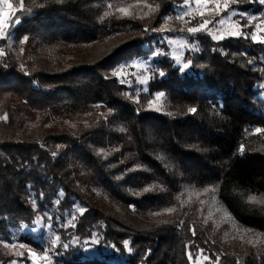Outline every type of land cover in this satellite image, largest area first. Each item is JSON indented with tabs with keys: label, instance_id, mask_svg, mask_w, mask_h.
<instances>
[{
	"label": "trees",
	"instance_id": "obj_1",
	"mask_svg": "<svg viewBox=\"0 0 264 264\" xmlns=\"http://www.w3.org/2000/svg\"><path fill=\"white\" fill-rule=\"evenodd\" d=\"M182 3L25 0L31 15L15 13L23 22L6 29L10 40H29L23 53L0 41V117H8L0 119V240L26 247L21 255L0 244V264H31L28 249L43 255L53 234L69 247L52 248L51 261L39 264H195L197 256L200 264H264V206L247 203L250 194L264 198V133H255L264 128V45L188 34L202 20L175 19ZM129 5L130 17L115 11ZM232 10L258 17L253 26L264 15L258 0H238L222 15ZM167 16L175 31H144ZM166 37L191 42L189 69L176 66ZM156 48L168 55L148 61L147 85L136 82L132 73H145L135 67L124 69V84L111 75ZM160 91L156 111L148 101ZM148 185L157 187L133 194ZM210 186L216 191L205 193Z\"/></svg>",
	"mask_w": 264,
	"mask_h": 264
},
{
	"label": "snow or ice",
	"instance_id": "obj_2",
	"mask_svg": "<svg viewBox=\"0 0 264 264\" xmlns=\"http://www.w3.org/2000/svg\"><path fill=\"white\" fill-rule=\"evenodd\" d=\"M140 2H141V0H137V3H140ZM237 2H238V0H183V4L180 5V7L183 9H186V10L177 14L175 16V19L183 20L185 22V24L190 23V21L185 20V17L192 16V9L190 7L191 3H194L197 6L202 5L204 7V9H206L209 13L213 14V17H216V16L222 17V18L215 21L216 31L214 32L211 29H209V25L213 23V20L205 18V19H202V22H200L198 25L187 27L186 32L188 34H196V33H200V32H205L206 34L210 35L213 40H224L226 38H245V39L250 38L254 43L264 45V36L259 35V33L264 32V20H261L260 23H256L253 26L252 22L256 21L258 19V17H256L255 15H248L247 13H243V12L237 13L235 10H232L231 12H229V14L227 16L222 15L224 12L229 11V7L231 4H235ZM258 2L262 5H264V0H258ZM0 4L5 5L7 8V11L0 12V41L7 42L10 39H12V35H11V32L6 31V29L14 28L15 26H18L19 24H21L23 22L21 17L15 16V13L21 12V13H27L28 15H31L32 9L27 8L25 6V0H20L19 8H15L13 6V4L11 3V0H0ZM210 5L212 7H209ZM112 7H113L112 4H108L109 9H111ZM131 7H132V5H129L128 7H118L115 11L123 14V16H125V17H130L132 15V13L129 11V8H131ZM146 7H148L150 11L153 10V6L151 4H146ZM157 7H158V5H157ZM197 11L199 12V16L201 18H203L205 16V11L199 10V7L197 8ZM107 15H109L108 12L105 13V16H107ZM145 15H147V13H145ZM237 15L247 16V22L241 23L238 20H234L233 17H235ZM14 16H15V18L13 19ZM172 19H173V17L167 16L164 18V25L165 26H161L160 28H152V29L145 28L144 31H153V32H160V33H163L166 31H169V32L175 31V29L166 27L167 22L169 20H172ZM249 27H254V31L251 33L245 32L244 29L249 28ZM179 31L184 32L185 28H181V29H179ZM28 40H29V37L27 35H24L22 38L19 39V43L24 44ZM178 41L180 43V47H183V48L193 47V45L191 44V42L189 40L183 39V38L166 37V38L161 40V43L167 42L168 44L172 45V44L178 43ZM20 51H21V53H23L24 49L21 48ZM5 55H7V53L5 52L4 48L0 47V57H3ZM167 55H168V52H166L163 48H156L150 53L148 60L134 61L132 65H123L120 67V69L113 71L111 73V75L121 77L119 82L121 84H124V83H126L125 76L127 75L124 72V69L129 67V66L138 67V68L142 69L145 74L144 75H137L136 73H132V75L136 77L137 83H139L141 85H147L152 77L147 75L146 73L153 72L152 66L148 61L151 60L152 58H155V57L167 56ZM173 59L178 64H180L179 70L181 72H184L185 70L189 69L193 64V61L191 59H187L185 61L180 56H175V57H173ZM249 63H252V61L250 60ZM5 67H7L6 64H5ZM21 67L23 68V65H21ZM153 74H155V73H153ZM158 75L162 77L165 75V73L161 70L158 72ZM106 78H108V77H106ZM143 91L146 92V91H148V89L144 88ZM124 95L129 96L128 93H124ZM165 95H166V93H164L162 91L156 92L154 94L155 98L148 101L149 106L151 107V106L155 105L158 101L161 100V98L165 97ZM136 102L139 103L138 98H137ZM156 110L159 111L160 109L157 108ZM196 111H197V109L195 107L188 108L189 113H195ZM167 114L172 115L171 112H169ZM7 118H8L7 114H5L3 117H0V119H3V120H7ZM121 131H124V129H121ZM255 133H257V134L264 133V128H259V127L256 128ZM115 150L118 151L119 149H115ZM244 151H245V145L241 144L240 148H239V152L243 153ZM104 153H105V149L101 148L98 150V154L103 155ZM55 155H56V153H53V156H55ZM140 167H142V166L141 165L135 166V168H140ZM135 168L129 169L128 171H133V170H135ZM115 179L121 180V179H123V175H118L115 177ZM156 187H157V185H148V186H145L142 190L134 191L133 194L138 195V194H140V191L146 193V192L154 190ZM203 191L205 193H208L210 191L214 193L216 191V186L206 187L203 189ZM60 194L63 195L62 192ZM212 200H215L214 195L212 197ZM56 203H59V200H57ZM201 203H204V201H201ZM247 203L264 206V198L258 197L256 194H250L247 196ZM33 206L35 207V201H33ZM130 207H134V206H130ZM78 211L81 214H83L86 211V209L80 208V209H78ZM164 211L171 213V212L175 211V207L166 208V209H164ZM159 214L160 213H158V212L152 213V215H159ZM224 215L226 217L230 218V214H228L227 212H225ZM43 219H44V217H40L37 220L33 221V224L34 225H40V224H42ZM74 220H75V217L73 216L72 219L68 221L69 226L75 227ZM166 222L167 221H165V223ZM180 223L183 224L184 222L180 221ZM23 227H27V225H24ZM48 227L50 228L51 226L49 225ZM37 230L38 229L36 227L32 228L33 232H35ZM190 230L192 231L193 235L196 234L194 228H190ZM248 242L254 243V241H252V240H249ZM99 243H100V241L98 238L93 239L91 241V244L98 245ZM0 244H2L4 248H12V249L17 248V243H15V242L0 240ZM123 244H124L125 249L130 253L132 251V249L129 246V241L125 240L123 242ZM18 247L20 249H24L26 246L21 243L18 245ZM60 247L67 249L69 247V245L67 243H61V236L60 235L53 234V237L50 239L48 247L43 250V255L38 256V253L36 251L31 250V249H28V251H29L30 257L38 258V259H42L44 261L50 262L51 261V256L49 255L50 250L52 248H60ZM111 247H113L115 249L114 245ZM186 247H188V245H186ZM199 251H200V254L202 255L203 250L201 249ZM20 254L22 255L23 253H20ZM203 259L205 261H207V260H209V257L204 256ZM188 260L189 261L193 260V254L191 252L188 253ZM12 264H16V262L13 261ZM195 264H200L199 256H197ZM213 264H220L219 259L217 258L213 262ZM237 264H239V261H237Z\"/></svg>",
	"mask_w": 264,
	"mask_h": 264
},
{
	"label": "rangeland",
	"instance_id": "obj_3",
	"mask_svg": "<svg viewBox=\"0 0 264 264\" xmlns=\"http://www.w3.org/2000/svg\"><path fill=\"white\" fill-rule=\"evenodd\" d=\"M183 4V3H182ZM181 4V5H182ZM190 7H191V9H192V16L194 17V18H199L200 20H202V19H212L213 21L214 20H217V18L218 19H220V18H222V17H220V16H216V17H213V14H211V13H209L206 9H204V7L201 5V6H197V5H195L194 3H191V5H190ZM199 7V10H202V11H205V16L203 17V18H201L200 16H199V12L197 11V8ZM209 7H212L211 5L209 6ZM180 9L182 10V11H184V10H186V9H183V8H181L180 7ZM5 11H7V8H6V6L5 5H3V4H0V12H5ZM236 17V16H235ZM235 17H233V19L234 20H238V19H235ZM259 17H261V19L262 20H264V15H261V16H259ZM239 21V20H238ZM261 21V20H260ZM260 21L258 22V23H260ZM254 22V21H253ZM252 22V23H253ZM226 27V26H225ZM212 31H216V25H214V28L212 29ZM226 34V33H225ZM259 35H261V36H264V32H261V33H259ZM216 41H220V40H216ZM10 47H11V49H13V50H15V51H20L21 50V48H22V44H20V43H17V42H15L14 40H10ZM170 47H171V56H172V58L173 57H175V56H180V57H182V59H183V57H184V55H185V53L190 49V48H183V47H180V43H179V41H178V43H176V44H172V45H170ZM174 62H175V64H176V66H178V67H180V64H178L175 60H174ZM137 70H140V68H138V67H135ZM161 100L160 101H158L155 105H153V106H151L150 108L151 109H153V110H156L157 108H159V109H161ZM157 111V110H156ZM17 250H20L22 253H24V250L25 249H20L19 247H18V245H17V248H16ZM28 255H29V251H28ZM29 257H30V255H29ZM30 259H31V264H39V259L38 258H32V257H30Z\"/></svg>",
	"mask_w": 264,
	"mask_h": 264
}]
</instances>
